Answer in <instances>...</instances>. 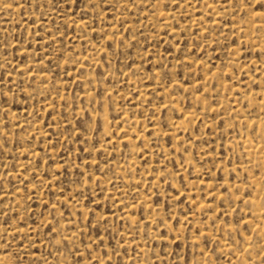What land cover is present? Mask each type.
Returning <instances> with one entry per match:
<instances>
[{
  "label": "rangeland",
  "instance_id": "374dc122",
  "mask_svg": "<svg viewBox=\"0 0 264 264\" xmlns=\"http://www.w3.org/2000/svg\"><path fill=\"white\" fill-rule=\"evenodd\" d=\"M0 77V264H264V0H0Z\"/></svg>",
  "mask_w": 264,
  "mask_h": 264
},
{
  "label": "bare ground",
  "instance_id": "6f19581e",
  "mask_svg": "<svg viewBox=\"0 0 264 264\" xmlns=\"http://www.w3.org/2000/svg\"><path fill=\"white\" fill-rule=\"evenodd\" d=\"M159 15V14H158ZM157 15V16H158ZM165 16V15H164ZM165 18V17H164ZM163 20V19H162ZM164 25V24H163ZM264 107V106H263ZM260 119V118H259ZM262 120H264V117H263V119ZM128 121V120H127ZM128 122H130V121H128ZM128 124V123H127ZM130 124V123H129ZM125 140H126V138H125ZM128 141V140H127ZM262 141V140H261ZM263 143H264V141H263ZM264 146V145H263ZM246 148V153H247V155H250L249 153H250V150H248L249 148H250V146H249V144H248V146L246 145L245 147H244V149ZM262 148V147H261ZM264 148V147H263ZM262 148V149H263ZM251 149V148H250ZM255 149V148H254ZM257 149H259V147L257 148ZM252 150V149H251ZM257 151V150H256ZM261 151V150H260ZM254 152V151H253ZM262 152V151H261ZM252 153V152H251ZM255 153V152H254ZM263 170H264V168H263ZM263 173H264V171H263Z\"/></svg>",
  "mask_w": 264,
  "mask_h": 264
},
{
  "label": "snow or ice",
  "instance_id": "6c2138e0",
  "mask_svg": "<svg viewBox=\"0 0 264 264\" xmlns=\"http://www.w3.org/2000/svg\"><path fill=\"white\" fill-rule=\"evenodd\" d=\"M74 3H78V0H73ZM2 77H0V83H2Z\"/></svg>",
  "mask_w": 264,
  "mask_h": 264
}]
</instances>
